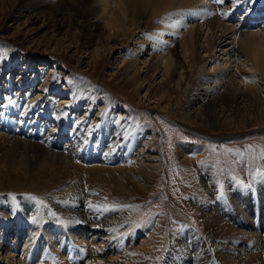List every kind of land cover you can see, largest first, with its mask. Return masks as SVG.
Segmentation results:
<instances>
[{
	"label": "bare ground",
	"instance_id": "bare-ground-1",
	"mask_svg": "<svg viewBox=\"0 0 264 264\" xmlns=\"http://www.w3.org/2000/svg\"><path fill=\"white\" fill-rule=\"evenodd\" d=\"M4 16L34 45L74 48L78 75L83 60L96 68L117 52L116 70L145 92L139 100L153 101L172 123L176 95L187 99L180 119L190 130H264V0L240 7L218 0H0ZM7 59L0 64V264H153L148 257L156 255L154 264H264V180L245 191L234 185L217 199L205 174L210 199L192 206L206 235L186 225L158 246L131 225L128 206L114 207L119 199L111 194L152 189L163 166L160 132L143 125V111H119L115 96L102 102L99 93L88 95L83 79L62 85L60 60L47 71L43 58L33 70L27 54L17 76ZM45 78L49 88L35 94L34 83ZM204 151L191 143L178 149L185 162Z\"/></svg>",
	"mask_w": 264,
	"mask_h": 264
},
{
	"label": "rangeland",
	"instance_id": "rangeland-1",
	"mask_svg": "<svg viewBox=\"0 0 264 264\" xmlns=\"http://www.w3.org/2000/svg\"><path fill=\"white\" fill-rule=\"evenodd\" d=\"M90 8L91 6L87 7L88 10ZM1 20L0 64L8 58L13 69L16 68L17 76L22 71L27 54L33 56L31 60L33 70H37L44 59L45 64L42 67L47 71L50 70L51 60H60L62 65V80L60 82L62 85L71 88L76 83V79H83L82 81L90 83L88 95H93L96 98L99 93L100 101H104V97L108 94L115 96L118 100L119 111L125 113L126 110L132 108L143 111L145 115L143 125L160 132L163 166L161 167L162 173L160 177H157L158 179L156 178L152 189L126 197L116 193L111 194L119 199L114 203V207L128 206L131 225L137 224L138 230L150 238H154L156 245L166 247V243L175 239L182 226L186 225L206 235L202 230L199 208L196 209L192 206L196 202L202 204L210 199L207 195L209 192L202 184V176L205 178V174L211 173L214 179L213 182L209 181V185L212 191L217 189V199L224 191L232 189L234 185L245 191L254 186L252 182L258 185L257 182L264 180V130L245 133L246 129L240 128L235 131L234 135L226 129H215L210 133L202 128L191 127L192 130H190L187 128L189 126L180 119L182 107L187 99L183 98L185 102L183 100V102H178L176 95L171 98L170 102L173 110L179 111L175 116L178 122L172 123L167 120L165 111L154 105L153 101L149 103L139 100V97L144 99L145 92L136 89L129 80H125L122 72L116 70L117 65L113 61L118 55L117 52L110 61L102 62L96 68L94 64H88L86 59L83 60L79 70L81 74L78 75L76 70L79 68V64L78 58L73 53L74 48L65 51L53 46L54 43H48L44 48L39 47L37 44H32L30 39L28 40L30 35L23 34L21 37L15 35L16 26L13 25L10 17L4 16ZM4 28H7L5 29L7 38L5 40L1 35V30ZM11 35H15L14 37H19V39L13 42ZM3 43L6 47L3 46ZM8 46L10 49L17 47L18 51L15 49V52H11ZM64 54L65 56H63ZM30 74V77H37L34 71ZM49 86L50 82L45 78L44 81L37 80L32 88L35 94H40ZM205 135H209L211 138ZM181 143L203 145L205 151L200 155L191 156V161L185 162L178 153ZM39 201L43 209L48 208L49 205L45 199ZM161 250L160 247L158 252ZM140 252L142 253L141 250L137 251V254L140 255ZM157 259L158 255L155 258L148 257L149 263L153 264Z\"/></svg>",
	"mask_w": 264,
	"mask_h": 264
},
{
	"label": "snow or ice",
	"instance_id": "snow-or-ice-1",
	"mask_svg": "<svg viewBox=\"0 0 264 264\" xmlns=\"http://www.w3.org/2000/svg\"><path fill=\"white\" fill-rule=\"evenodd\" d=\"M218 2L220 4H227V5H229V7H231L233 4L236 7H240V6L244 5V4L250 5L253 2V0H218ZM248 10H249L248 8H244L245 12H247ZM209 14H211V13H209ZM227 14H228L227 12L223 13V15H225V16ZM229 151H231V150H229Z\"/></svg>",
	"mask_w": 264,
	"mask_h": 264
}]
</instances>
